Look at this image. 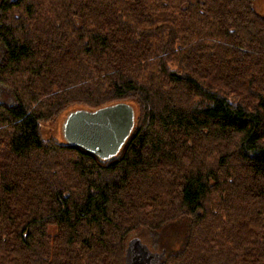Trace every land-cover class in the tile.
<instances>
[{
  "label": "trees",
  "instance_id": "obj_1",
  "mask_svg": "<svg viewBox=\"0 0 264 264\" xmlns=\"http://www.w3.org/2000/svg\"><path fill=\"white\" fill-rule=\"evenodd\" d=\"M0 264H126L136 231L185 223L156 264H264V15L252 0H0ZM116 103L108 158L43 139Z\"/></svg>",
  "mask_w": 264,
  "mask_h": 264
},
{
  "label": "water",
  "instance_id": "obj_2",
  "mask_svg": "<svg viewBox=\"0 0 264 264\" xmlns=\"http://www.w3.org/2000/svg\"><path fill=\"white\" fill-rule=\"evenodd\" d=\"M133 109L116 103L96 110H74L63 124V137L70 143L100 158L115 155L133 126ZM160 255L150 252L139 240L132 238L126 246V264H156Z\"/></svg>",
  "mask_w": 264,
  "mask_h": 264
},
{
  "label": "rangeland",
  "instance_id": "obj_3",
  "mask_svg": "<svg viewBox=\"0 0 264 264\" xmlns=\"http://www.w3.org/2000/svg\"><path fill=\"white\" fill-rule=\"evenodd\" d=\"M252 5L254 10L259 15H264V0H252ZM6 57V52L3 46L0 45V62H3ZM0 102L3 104H10L13 102L11 93L0 86ZM84 109V108H80ZM74 110L70 109L61 113L57 118L52 121H48L40 124V133L43 139L55 138L56 140L62 141L63 137V124L68 114ZM185 223L182 221L175 222L169 225L165 230L153 233L145 229H140L136 231L135 235L132 237H137L141 243L153 253L160 255L159 260H161L168 252L177 251L183 244L185 238ZM131 238V239H132ZM130 239V240H131ZM129 240V241H130ZM158 260V261H159Z\"/></svg>",
  "mask_w": 264,
  "mask_h": 264
},
{
  "label": "bare ground",
  "instance_id": "obj_4",
  "mask_svg": "<svg viewBox=\"0 0 264 264\" xmlns=\"http://www.w3.org/2000/svg\"><path fill=\"white\" fill-rule=\"evenodd\" d=\"M134 118V117H133Z\"/></svg>",
  "mask_w": 264,
  "mask_h": 264
}]
</instances>
